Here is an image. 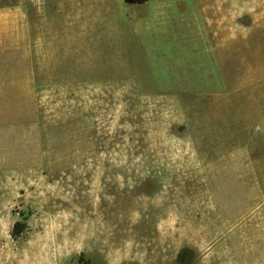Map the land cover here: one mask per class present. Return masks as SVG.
Returning a JSON list of instances; mask_svg holds the SVG:
<instances>
[{
  "label": "rangeland",
  "instance_id": "374dc122",
  "mask_svg": "<svg viewBox=\"0 0 264 264\" xmlns=\"http://www.w3.org/2000/svg\"><path fill=\"white\" fill-rule=\"evenodd\" d=\"M0 264H264V0H0Z\"/></svg>",
  "mask_w": 264,
  "mask_h": 264
},
{
  "label": "trees",
  "instance_id": "16d2710c",
  "mask_svg": "<svg viewBox=\"0 0 264 264\" xmlns=\"http://www.w3.org/2000/svg\"><path fill=\"white\" fill-rule=\"evenodd\" d=\"M22 224L20 222H15L13 226L14 232H20L21 231Z\"/></svg>",
  "mask_w": 264,
  "mask_h": 264
}]
</instances>
